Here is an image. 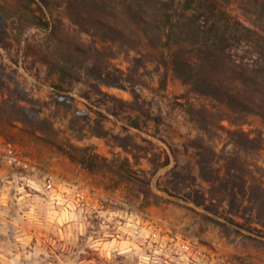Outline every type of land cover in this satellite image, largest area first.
<instances>
[{
    "label": "rangeland",
    "instance_id": "374dc122",
    "mask_svg": "<svg viewBox=\"0 0 264 264\" xmlns=\"http://www.w3.org/2000/svg\"><path fill=\"white\" fill-rule=\"evenodd\" d=\"M42 3L78 36L61 0ZM10 6L0 0L4 91L35 101L59 128L57 143L93 145L117 165L127 159L141 182L90 172L16 124L15 136H0V264H264V218L249 199L257 182L264 187L261 118L201 121L199 109L230 112L173 75L172 48L151 45L141 31L138 50L128 53L81 32L87 54L67 53L61 74L42 59L57 42ZM92 44L102 60L90 57ZM61 77L77 113L53 101ZM220 125L250 137L260 131L263 145L248 144L244 156Z\"/></svg>",
    "mask_w": 264,
    "mask_h": 264
},
{
    "label": "trees",
    "instance_id": "16d2710c",
    "mask_svg": "<svg viewBox=\"0 0 264 264\" xmlns=\"http://www.w3.org/2000/svg\"><path fill=\"white\" fill-rule=\"evenodd\" d=\"M42 2L13 0L10 7L30 16L29 25L48 31L47 39L57 42L58 47L46 52L42 59L46 64L54 63L61 74L67 70L64 63L67 53L87 54L85 47L89 46L79 38L81 32L97 34L102 42L116 45L118 53H128L138 50L137 32L141 31L151 45L172 48L173 75L191 91L224 103L230 112L219 115L199 109L196 112L201 121L211 115L218 116V123L227 120L230 125H237L247 115L256 114L264 128V0H61L67 17L79 29L78 36L64 31L57 17L47 16ZM90 49L91 58L103 59L93 44ZM164 78L165 73L162 84ZM59 81L52 86L55 105H65L77 113L80 109L74 97L62 87V77ZM3 84L0 80V136H15L17 132L10 129L19 124V132L57 146L62 155L90 172L105 170L119 181L141 182L130 175L127 159L117 165L97 153L93 145L76 146L69 139L65 144L57 143L59 128L48 117L40 115L35 101L14 90L6 93ZM199 128L205 129L207 125L201 124ZM221 128L241 146L244 156L248 154V144L257 150L263 145L260 131L250 137L237 128ZM204 163L202 159L197 160L201 174ZM148 192L149 189L143 191V197ZM249 199L257 206L258 216L264 218V187L259 182L257 193L251 192Z\"/></svg>",
    "mask_w": 264,
    "mask_h": 264
}]
</instances>
